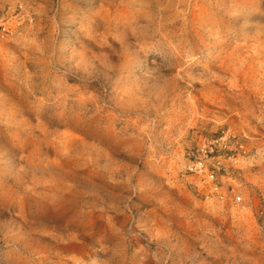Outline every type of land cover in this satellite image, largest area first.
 <instances>
[{
	"label": "rangeland",
	"instance_id": "rangeland-1",
	"mask_svg": "<svg viewBox=\"0 0 264 264\" xmlns=\"http://www.w3.org/2000/svg\"><path fill=\"white\" fill-rule=\"evenodd\" d=\"M94 1L0 0V264H264V0Z\"/></svg>",
	"mask_w": 264,
	"mask_h": 264
},
{
	"label": "bare ground",
	"instance_id": "bare-ground-1",
	"mask_svg": "<svg viewBox=\"0 0 264 264\" xmlns=\"http://www.w3.org/2000/svg\"><path fill=\"white\" fill-rule=\"evenodd\" d=\"M94 1V0H93ZM95 2V1H94ZM167 2V1H166ZM143 6V5H142ZM144 10V9H143ZM151 13V12H150ZM138 17V16H137ZM137 17L136 16H134V18H130V19H128V22H133V21H135V20H137ZM176 17V16H175ZM161 18V17H160ZM211 21V20H210ZM151 22L149 21V20H146L145 21V25H143V26H148L149 24H150ZM164 23V22H163ZM112 27V26H111ZM183 33V32H182ZM162 34V33H161ZM106 38V37H105ZM116 40V39H115ZM103 41V40H102ZM104 53V52H103ZM110 53V52H109ZM149 78V77H148ZM156 84V83H155ZM65 94H66V92H64ZM68 93V92H67ZM75 95V94H74ZM93 97V96H92ZM63 99L65 100V103H66V101L68 100V99H70V96L69 95H65L64 97H63ZM93 99V98H92ZM77 100V99H76ZM75 101V100H74ZM96 101V100H95ZM74 104H72L71 106H73ZM67 107V106H66ZM92 109H95V111L97 112V114H100L101 116H104L103 114H102V111L103 110H101V106H98V105H96V106H94ZM103 109V108H102ZM116 110V109H115ZM120 110V109H119ZM123 112V111H122ZM108 113V112H107ZM123 114V113H122ZM78 116V115H77ZM81 116V115H80ZM79 116V117H80ZM91 116V115H90ZM147 116V115H146ZM74 117V116H73ZM128 117V116H127ZM96 118V117H95ZM101 118V117H100ZM87 119V118H86ZM82 120V119H81ZM39 120H37V122H38ZM20 122V121H19ZM66 122V121H65ZM25 124H27V125H31V124H29V120H24L23 121V123H22V125L21 126H25ZM35 127H37V125L35 126ZM40 127H41V125H40ZM39 127V128H40ZM26 128V127H25ZM31 128H32V126H31ZM30 128V129H31ZM38 128V129H39ZM23 129V128H22ZM46 129V128H45ZM45 129H44V133H45ZM73 130V129H72ZM71 130V131H72ZM65 131V130H64ZM38 132V131H37ZM40 132V131H39ZM42 132V133H43ZM58 132V131H57ZM69 133V134H71L69 131H66L64 134H66V133ZM35 133V132H34ZM60 133V132H59ZM73 133V132H72ZM77 134V133H76ZM149 134V133H148ZM26 135V134H25ZM36 135V134H35ZM63 135V134H62ZM61 135V136H62ZM67 135V134H66ZM136 135V134H135ZM44 136V135H43ZM59 136H60V134H59ZM58 136V137H59ZM64 136V135H63ZM129 136V135H128ZM71 137V136H70ZM41 138V137H40ZM46 138V137H45ZM70 139H72V137L70 138ZM85 139V138H84ZM80 140V139H79ZM61 141V140H60ZM69 141V140H68ZM124 141V140H123ZM36 142V141H35ZM48 143V145L46 144V146H47V151H53L54 153H55V155H59V154H62L63 152V150H65L66 151V149H63L62 148V144H61V142H60V144H61V146H58V145H56V143H55V141H49V142H47ZM67 143V142H66ZM37 144V143H36ZM35 144V145H36ZM57 144H59V143H57ZM59 144V145H60ZM67 147V146H66ZM69 148V147H68ZM103 148V147H102ZM35 149V148H34ZM107 150V149H106ZM32 153V152H31ZM84 153V152H83ZM54 155V156H55ZM67 155V154H66ZM63 156V155H62ZM62 156H61V158H62ZM81 156V155H80ZM107 157V156H106ZM56 158V157H55ZM54 158V159H55ZM58 158V157H57ZM60 158V159H61ZM59 159V160H60ZM79 159V158H78ZM63 159H61V161H62ZM65 160H67V159H65ZM63 162V161H62ZM68 162V161H67ZM71 162H73L72 160H71ZM56 163H58V162H56ZM69 163V162H68ZM67 163V164H68ZM76 163V162H75ZM86 163V162H85ZM70 164V163H69ZM70 166V165H69ZM79 166V165H78ZM114 167V166H113ZM72 168L73 167H71L70 169L71 170H68V171H65L64 170V172H63V174L65 175V176H69V175H72V174H74V171L72 170ZM118 170V169H117ZM93 171V170H92ZM88 172V171H87ZM59 174V173H58ZM75 175V174H74ZM73 175V176H74ZM60 176V175H59ZM34 177V176H33ZM62 177H63V175H62ZM71 177V176H70ZM94 177V176H93ZM48 180V179H47ZM42 181V180H41ZM83 181H85V180H83ZM70 182H72V181H70ZM15 183V182H14ZM20 183V182H19ZM47 183V182H46ZM36 184V183H35ZM56 184V183H55ZM45 185V184H44ZM57 185V184H56ZM66 185V184H65ZM76 185V184H75ZM50 187V186H49ZM69 187V186H68ZM62 189H63V187H62ZM95 190V189H94ZM63 192V191H62ZM31 193V192H30ZM67 193V192H66ZM87 193V192H86ZM53 194H54V192H53ZM70 194V193H69ZM90 194V193H89ZM31 195V194H30ZM29 196V195H28ZM38 196V195H37ZM57 196V197H56ZM55 197H54V199H55V201L58 203L59 201H61V199H63L64 197H63V195H56ZM51 198V197H50ZM75 200V199H74ZM35 201V200H34ZM68 201V200H67ZM85 201V200H84ZM52 203V202H51ZM60 203V205H61V202H59ZM24 205V204H23ZM84 205V204H83ZM96 207V206H95ZM104 207V206H103ZM23 208V207H22ZM60 209V208H59ZM64 209V208H63ZM101 209V208H100ZM111 209V208H110ZM84 210V209H83ZM64 211V210H63ZM67 211V210H66ZM56 212H57V210H56ZM75 212V211H74ZM61 216V215H60ZM70 217V216H69ZM72 219V218H71ZM123 219V218H122ZM63 222V221H62ZM200 224V223H199ZM205 225V224H204ZM65 226V225H64ZM12 231V230H11ZM20 233V232H19ZM35 233V232H34ZM108 233V232H107ZM42 236V235H41ZM123 244V243H122ZM148 257V256H147Z\"/></svg>",
	"mask_w": 264,
	"mask_h": 264
},
{
	"label": "built area",
	"instance_id": "built-area-1",
	"mask_svg": "<svg viewBox=\"0 0 264 264\" xmlns=\"http://www.w3.org/2000/svg\"><path fill=\"white\" fill-rule=\"evenodd\" d=\"M212 150V149H211ZM198 149L195 150H191L190 152V160L188 163V169L191 172H195L197 174H203V173H207L208 177L212 180H214L215 178V169H217V167H209L207 159L200 155L198 153ZM224 197V194H221V198ZM234 198L236 200H241V196L238 194H234Z\"/></svg>",
	"mask_w": 264,
	"mask_h": 264
}]
</instances>
